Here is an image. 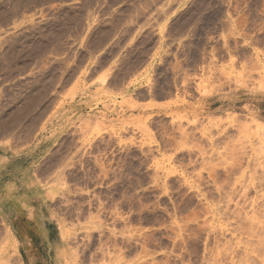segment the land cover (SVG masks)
Instances as JSON below:
<instances>
[{
  "label": "rangeland",
  "instance_id": "obj_1",
  "mask_svg": "<svg viewBox=\"0 0 264 264\" xmlns=\"http://www.w3.org/2000/svg\"><path fill=\"white\" fill-rule=\"evenodd\" d=\"M0 148V264H262L264 0H0Z\"/></svg>",
  "mask_w": 264,
  "mask_h": 264
},
{
  "label": "crops",
  "instance_id": "obj_2",
  "mask_svg": "<svg viewBox=\"0 0 264 264\" xmlns=\"http://www.w3.org/2000/svg\"><path fill=\"white\" fill-rule=\"evenodd\" d=\"M5 152L6 150L0 148V170L4 168H6V170L7 168H11L12 171L17 174H22L23 172L30 170L31 163L29 160L32 154L22 156L20 153H13L11 156H8V152ZM24 157L27 159H24ZM7 223H12V221H8Z\"/></svg>",
  "mask_w": 264,
  "mask_h": 264
},
{
  "label": "bare ground",
  "instance_id": "obj_3",
  "mask_svg": "<svg viewBox=\"0 0 264 264\" xmlns=\"http://www.w3.org/2000/svg\"><path fill=\"white\" fill-rule=\"evenodd\" d=\"M30 123H31V122H30ZM252 222H253V221H252ZM254 222H255V219H254ZM253 224H254V223H253ZM249 226H250V225H249ZM252 226H253V225H252ZM252 226H251V227H252ZM261 226H262V225H261ZM254 227H255V226H254ZM256 227H260V226H256ZM256 227H255V228H256ZM262 227H263V226H262ZM250 229H251V228H249V230H250ZM256 229H257V228H256ZM258 229H260V228H258ZM263 229H264V228H263ZM251 230H252V229H251ZM251 230H250V231H251ZM261 230H262V229H261ZM253 232H254V230H253ZM253 232H251L252 235L255 234V233H253ZM263 232H264V231H263ZM260 233H261L262 239H261V236H260V235H259V236H260V240L262 241V240L264 239V238H263L264 235H262V232H260ZM255 235H256V236H255ZM255 235H253V236H255V238H256V237L259 238V236H257V234H255ZM258 241H259V239H258ZM263 242H264V240H263L262 242H259V243L262 244V246H261L260 244H258L259 247H262V252L264 251V250H263V249H264V248H263V246H264V243H263ZM252 246H253V245H252ZM256 246H257V245H256ZM256 246H255V248H256ZM257 248H258V247H257ZM257 248H256V249H257ZM256 249H255V250H256ZM259 249H261V248H258V250H259ZM255 250H254V252H257V251H258V250H257V251H255ZM252 251H253V249H252ZM260 252H261V250H260ZM260 252H259L258 254H260L261 256H263V259H262V258H261V259H262V264H264V252H263L262 254H261ZM256 255H257V254H256ZM260 255H258V256H260ZM247 259H248V258H247ZM245 260H246V259H245ZM242 261H244V260H242ZM242 261H241V262H242ZM249 261H251V260L249 259ZM249 261H248V262H249ZM241 262H240V263H241ZM251 262H252V261H251ZM251 262H250V264H251ZM244 263H245V261H244ZM252 263H253V262H252Z\"/></svg>",
  "mask_w": 264,
  "mask_h": 264
}]
</instances>
